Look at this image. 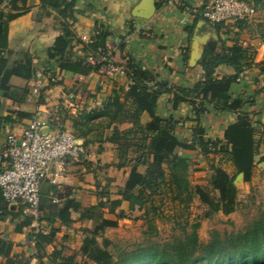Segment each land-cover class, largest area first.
I'll return each instance as SVG.
<instances>
[{"label":"trees","instance_id":"16d2710c","mask_svg":"<svg viewBox=\"0 0 264 264\" xmlns=\"http://www.w3.org/2000/svg\"><path fill=\"white\" fill-rule=\"evenodd\" d=\"M21 1L24 0H11V11L0 12V56L7 44L9 23L23 14L17 5ZM40 2L66 21L62 26V40L49 51L57 56L55 63L60 71L88 75L99 72L102 66L108 64L105 52L110 34L106 30L99 29L94 34L92 43L85 44L76 39L67 24V20L72 19L74 2ZM262 4L264 0H256L253 6L258 9ZM221 26L222 24H213L218 38L210 39L205 44L202 57L197 63L202 72L201 79L192 87L169 86L168 82L157 80L150 71L129 59L124 76H121L129 82L127 89L112 90L99 107L84 108L75 115L68 116L72 128L70 133L76 139L83 140L85 149L89 143H110L116 150L115 166L119 169L130 168L124 187L117 191L119 199L111 200L108 190L102 188L98 193L100 200L94 206L83 208L77 202L71 203V209L79 214L80 221L91 222L90 228L80 229L83 233L79 247L82 264H264V215L241 232L223 236L214 232L210 241L204 245L199 244V224L196 223L192 225L191 233L183 239L163 245L138 247L134 251L120 254L116 261L108 250L109 240L103 237L105 230L117 227V221L125 218L127 212L146 211L149 207L152 209L147 206L164 190L171 194L172 201L185 206L191 196L196 195L208 209L205 217L219 212L227 216L235 210L234 178L242 174L246 181L249 180L258 154L259 142L255 137L250 112H243L245 106H253V97L257 92L246 99L243 94L234 95L232 87L240 83L245 72L243 66L249 68L251 63L246 61L247 50L243 43L220 37ZM73 43L82 45L81 52L85 56L75 60L67 58L68 48ZM88 56L93 57L96 63H89ZM104 57L106 60L101 61ZM46 64L50 63L46 61ZM221 65L233 68L235 73L217 77L215 70ZM48 66L52 67V64ZM36 71V66L29 57H23L11 66L0 57V85L8 84L13 76L31 80ZM259 71L264 75V69L260 67ZM262 93L261 109L264 111V92ZM26 94L25 91L18 92L9 88L6 96L10 99L18 96L22 101ZM164 95H170L168 104L173 110L187 104L198 127L201 118L207 114L233 115L234 119L226 126L222 135L208 142L215 153L223 155L234 169V175L230 177L220 167L212 168L210 182L212 188L220 193L217 199L209 197L198 186L193 189L189 187L185 158L178 153L181 150L191 151L195 142L193 139L192 144H187L177 137L178 122L175 119L170 117L161 120L157 116L158 102ZM144 117L147 118L146 121H143ZM6 120L7 118L0 117V130L2 121ZM123 125L128 127L121 129ZM59 131L63 129L60 128ZM140 168L142 172L139 171ZM54 191L56 194V188ZM123 201L128 203L127 211L120 209ZM40 213L39 230L35 232L30 228V216L23 215L21 208L9 205L0 198V222L8 219L14 225L16 234L26 233L28 240L34 241V249L42 253L37 257L39 263L45 258L53 264H79L75 254L64 255L63 245L54 246L55 234L59 228L54 227L53 223L59 222V225L70 227L73 224L70 213H52L50 206L43 201ZM105 215H112L113 219H108ZM48 246L53 247L49 253L45 252ZM12 248L13 243L0 237V264H29L28 260L21 263L17 257L12 256Z\"/></svg>","mask_w":264,"mask_h":264},{"label":"crops","instance_id":"0c3cea01","mask_svg":"<svg viewBox=\"0 0 264 264\" xmlns=\"http://www.w3.org/2000/svg\"><path fill=\"white\" fill-rule=\"evenodd\" d=\"M67 1L74 2L72 19L67 20V24L70 25L76 39L91 44L94 34L99 29L110 34L106 43L111 52L110 58L107 59L108 64L124 70L126 62L131 59L143 69L150 71L157 80L166 81L169 86L174 87H192L201 79L202 72L197 63L201 59L199 56L204 48V41L214 39L215 29L204 20V23H201L202 19L192 14V10H199L205 0ZM10 2L11 0H0V12H10ZM17 5L23 14L9 23L7 44L0 57L7 61L8 66L23 57H29L37 71L31 80L13 76L8 84L0 85V117L7 118L1 124L0 151L6 137L12 134L20 135L31 116L37 111L49 114L51 130L59 131L62 128L63 131L72 132L68 116L75 115L84 108L99 107L112 90L127 89L129 85V82L117 73L107 74L100 70L97 73L81 75L60 71L55 63L57 56H53V52L49 51L62 40V26L66 21L55 11L42 6L40 0H24ZM152 6L155 7L154 10ZM134 13L139 16H135ZM205 36L207 38L204 40ZM81 50V44L73 43L72 47L68 48L67 58L75 60L85 56ZM194 55L196 59L191 63ZM89 58L93 59L88 56V62ZM105 60L101 58V61ZM46 61L50 64H46ZM51 64L52 67L48 66ZM215 73L220 78L233 75L235 71L231 67L221 65L216 68ZM9 88L18 92L25 91L26 98L22 101L18 96L14 99L8 98L6 94ZM69 93H73L75 99L68 101L66 95ZM169 98L170 95H164L159 99L156 114L161 120L170 117L179 120L180 117L191 116L187 104L173 110L168 104ZM210 117H213L212 114H207L205 119L210 122ZM223 117L216 116V124H224L222 126L224 131L232 118L224 123ZM260 117L259 126L264 128V111L260 113ZM144 120L147 118L144 117ZM122 127L126 128L128 125ZM179 131L177 128V132ZM256 139L259 147L253 171L264 176V163L261 164L260 161V157L264 155V136L262 140L261 136ZM78 141L83 144L82 139ZM116 162V150L112 144L89 143L86 145L84 156L64 162L62 186L56 189V194L55 188L45 185L47 189L43 194V203L50 206L52 213L62 215L69 212L73 220L70 227L59 225V222L53 223L54 227L59 228L55 234L54 246L58 247V243L68 239L67 234L63 233L70 231L71 227L77 226V233L80 234L81 228L91 227L90 221H80L79 214L72 211L73 201L83 208L94 206L100 200L98 193L102 188L108 190L111 200L120 198L117 191L124 187L130 168L119 169L115 166ZM139 171L142 172V169ZM120 209L127 211L128 203L123 201ZM105 217L113 219L112 215ZM58 235L61 238H58ZM0 237L13 243L12 256L28 257L34 251V241L28 240L26 233L16 234L14 225L8 219L0 222ZM48 247L51 248L49 250L51 252L53 247ZM33 259L32 257L31 260Z\"/></svg>","mask_w":264,"mask_h":264},{"label":"rangeland","instance_id":"374dc122","mask_svg":"<svg viewBox=\"0 0 264 264\" xmlns=\"http://www.w3.org/2000/svg\"><path fill=\"white\" fill-rule=\"evenodd\" d=\"M245 1L246 3L249 2L248 5L253 6L256 0ZM209 25L213 27V24ZM214 33L217 39L218 35L216 32ZM220 37L228 39V41L235 39L246 47V61L250 62L251 66L249 68L243 66L245 72L240 78V83L233 86L232 90L234 95L243 94L244 99L257 92L253 97L255 99L253 108L249 105L245 106L243 112H250V119L255 128V137L261 136L262 140L264 128L259 125L261 123L260 113L262 112L264 75L259 69L260 67L264 69V4L256 9L253 18L234 24L222 25ZM256 59L260 61L257 62ZM189 113L191 116H183L176 120L178 131L181 129L177 132V137L187 144H192L193 139L195 142L191 151L181 150L178 153L185 158L187 165L186 180L191 189L198 186L209 197L217 199L220 193L212 188L210 182L213 174L212 168L220 167L230 177H233L234 169L223 158V155L215 153L208 142L220 137L223 133L222 126L224 124H216V116H224L222 118L224 123L229 122L230 117L232 120L234 117L233 115L211 113L213 119L210 117L209 122L203 116L198 127L196 121L192 119V111L190 110ZM143 121H145L144 118ZM263 158L264 155L260 157L261 164L264 163ZM234 189L235 210L227 216L219 212L211 214L209 217H205L208 209L196 195H192L188 205L185 206L177 201H172L171 194L164 190L160 195L153 198L151 205L147 206H151L152 209L149 207L146 211L143 209L142 211L127 212L125 218L117 221V227L105 230L103 237L110 242L108 250L114 261H116L120 254L134 251L138 247H146L152 244L163 245L177 239H183L185 235L191 233V227L196 223L199 224L197 236L201 245L207 244L214 232H217L220 236L241 232L253 221L264 215V176L257 174L256 171H252V175L247 181L244 178L238 181L236 176L234 178ZM77 231V226L71 227L70 231H64L63 234H67L68 239L58 243V247L63 245L65 248L64 255L75 254L77 263L82 264L83 259L79 256V247L83 233L80 234ZM58 238L61 237L58 235ZM18 244L21 245V243ZM46 249L48 251L45 252H49L51 248ZM41 254L34 249L31 255L20 257L18 260L21 263H25L22 261L29 259V263L32 261L31 264H53L45 258L42 263H39L37 257ZM32 257L33 260H31Z\"/></svg>","mask_w":264,"mask_h":264},{"label":"built area","instance_id":"2783aa9c","mask_svg":"<svg viewBox=\"0 0 264 264\" xmlns=\"http://www.w3.org/2000/svg\"><path fill=\"white\" fill-rule=\"evenodd\" d=\"M255 11L254 6L243 0H205L201 8L192 10V13L209 24L227 25L251 19ZM110 56V49L106 46L105 57ZM89 63L96 62L89 58ZM101 71L124 76V70L111 64L102 66ZM66 99L71 101L75 95L69 93ZM49 122L47 112L37 111L20 135L6 137L0 151V198L21 208L23 215L30 216V228L35 232L39 230L41 218L42 186L60 188L64 162L77 160L86 154V149L69 131H53Z\"/></svg>","mask_w":264,"mask_h":264},{"label":"water","instance_id":"95a60500","mask_svg":"<svg viewBox=\"0 0 264 264\" xmlns=\"http://www.w3.org/2000/svg\"><path fill=\"white\" fill-rule=\"evenodd\" d=\"M155 9V7L154 6H152V10H154ZM134 15L135 16H139L138 14H136V13H134ZM201 23H204V21L203 20H201ZM213 37H214V39H216V35L214 34L213 35ZM207 38V36H205L204 37V40ZM207 43V41L205 40L204 41V46H205V44ZM202 54H203V50L201 51V54H200V56H199V58H201L202 57ZM195 59H196V56L194 55V57L191 59V63H193L194 61H195ZM80 143V142H79ZM243 178V175L242 174H239L238 176H237V180L239 181V180H241ZM47 189V186H42V188H41V191H42V194H45L46 193V190Z\"/></svg>","mask_w":264,"mask_h":264}]
</instances>
